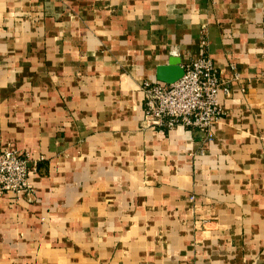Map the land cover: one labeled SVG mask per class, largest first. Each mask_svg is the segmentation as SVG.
Segmentation results:
<instances>
[{
	"label": "crops",
	"instance_id": "crops-1",
	"mask_svg": "<svg viewBox=\"0 0 264 264\" xmlns=\"http://www.w3.org/2000/svg\"><path fill=\"white\" fill-rule=\"evenodd\" d=\"M204 44L215 140L143 128V84ZM6 149L40 163L0 264H264V0H0Z\"/></svg>",
	"mask_w": 264,
	"mask_h": 264
},
{
	"label": "built area",
	"instance_id": "built-area-1",
	"mask_svg": "<svg viewBox=\"0 0 264 264\" xmlns=\"http://www.w3.org/2000/svg\"><path fill=\"white\" fill-rule=\"evenodd\" d=\"M235 71V66H231ZM184 77L174 84L145 82V117L142 127L172 131L178 127L197 131L206 146L215 140V128L225 117L220 95H232L230 84L223 80L207 51L201 48L199 58L183 66ZM239 75L236 73V78ZM204 154V151L202 152ZM30 154L6 149L0 151V196H30L34 168Z\"/></svg>",
	"mask_w": 264,
	"mask_h": 264
},
{
	"label": "water",
	"instance_id": "water-1",
	"mask_svg": "<svg viewBox=\"0 0 264 264\" xmlns=\"http://www.w3.org/2000/svg\"><path fill=\"white\" fill-rule=\"evenodd\" d=\"M185 75L180 58H171L169 64L158 68L157 80L163 84H174L181 80Z\"/></svg>",
	"mask_w": 264,
	"mask_h": 264
},
{
	"label": "rangeland",
	"instance_id": "rangeland-1",
	"mask_svg": "<svg viewBox=\"0 0 264 264\" xmlns=\"http://www.w3.org/2000/svg\"><path fill=\"white\" fill-rule=\"evenodd\" d=\"M20 152H22V151H20ZM26 153H28V152H26ZM29 154V153H28ZM30 156H31V154H30ZM31 160H32V163H34V164H37V166L39 165V163H40V161H35L33 158H32V156H31ZM33 194H35V189H34V193ZM32 194V195H33Z\"/></svg>",
	"mask_w": 264,
	"mask_h": 264
}]
</instances>
